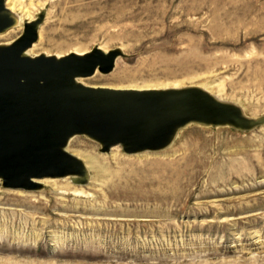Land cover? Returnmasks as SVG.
<instances>
[{
	"label": "rangeland",
	"instance_id": "1",
	"mask_svg": "<svg viewBox=\"0 0 264 264\" xmlns=\"http://www.w3.org/2000/svg\"><path fill=\"white\" fill-rule=\"evenodd\" d=\"M56 1L7 4L28 19L45 13L33 55L123 53L84 84L203 87L264 116V0H85L70 11ZM203 124L134 154L78 135L67 148L87 167L85 184L0 187V264H264V125Z\"/></svg>",
	"mask_w": 264,
	"mask_h": 264
},
{
	"label": "water",
	"instance_id": "2",
	"mask_svg": "<svg viewBox=\"0 0 264 264\" xmlns=\"http://www.w3.org/2000/svg\"><path fill=\"white\" fill-rule=\"evenodd\" d=\"M6 1L0 0V34L17 24ZM44 18L41 13L26 23L24 33L0 49V179L6 188L33 190L39 187L34 180L44 178L85 184L87 167L66 150L74 135L97 141L102 152L120 145L134 154L167 148L176 128L191 123L244 131L264 125V116L250 118L240 106L197 88L115 89L78 81L111 73L120 50L25 56Z\"/></svg>",
	"mask_w": 264,
	"mask_h": 264
},
{
	"label": "bare ground",
	"instance_id": "3",
	"mask_svg": "<svg viewBox=\"0 0 264 264\" xmlns=\"http://www.w3.org/2000/svg\"><path fill=\"white\" fill-rule=\"evenodd\" d=\"M8 1L9 0H7L6 2L8 3ZM84 1L85 0H57L56 2H55V6L56 7H59V8H63V9H65V10H74V9H76V8H80V7H82V6H84ZM13 2V1H12ZM14 3V2H13ZM18 5H20V3L18 4ZM21 6V5H20ZM7 7L16 15V17H17V24L12 28V29H10L9 30V32L7 33V32H5V33H7V34H5V36L7 37V38H11V37H13L19 30H20V28H22V27H24V26H26V23H29V22H33V21H35L36 20V17H35V19L34 18H30V19H28V18H26L25 16H22L21 14H19L17 11H16V6L14 5V6H11V5H8L7 4ZM18 8V7H17ZM20 8V7H19ZM23 33H24V31H23ZM21 36V35H20ZM39 37H40V33H39ZM19 38V37H18ZM17 38V39H18ZM16 39V40H17ZM16 40H14V41H16ZM39 40V39H38ZM13 41V42H14ZM13 42H9V43H0V49H2V48H4V47H7L8 45H11ZM38 42V41H37ZM37 42H35L30 48H28L26 51H25V56H30V57H37V56H39V55H33V50L36 48V43ZM103 51V50H102ZM105 53H108V52H105ZM76 55H85V54H79V53H75ZM41 55H46V54H41ZM46 56H50V55H46ZM57 58L58 59H60L61 57H58L57 56ZM79 82H82L83 83V81H80V79L78 80ZM84 84V83H83ZM86 85V84H85ZM90 86V85H89ZM193 88H197V89H200V90H203V91H205V92H209L206 88H203V87H193ZM210 93V92H209ZM204 123V122H203ZM192 124V123H191ZM201 124V123H200ZM179 129H180V127H177L176 128V131H175V133L173 134V136H172V139L174 140L175 139V136H176V134L178 133V131H179ZM184 129V128H183ZM181 131V130H180ZM77 135H74V136H72L70 139H69V142H68V145H69V143L71 142V141H73L74 140V138L76 137ZM171 139V140H172ZM172 140V141H173ZM66 150L68 151V148H66ZM69 152V151H68ZM78 152V151H77ZM73 156H75V157H77V158H79V159H81L78 155H76V154H74V153H71ZM90 155V154H89ZM82 156V155H81ZM86 159H88V165L90 164L91 166H93V167H96L97 168V161H96V159L94 158V157H91V156H87V158ZM98 169V168H97ZM2 180L0 179V187L2 188V186H3V181L1 182ZM45 181H55V179H53V178H46V180L45 179H35L34 180V182L36 183V184H38V188H41L42 186H43V183L45 182ZM78 193V192H77ZM82 192H80L79 193V195L81 194Z\"/></svg>",
	"mask_w": 264,
	"mask_h": 264
}]
</instances>
